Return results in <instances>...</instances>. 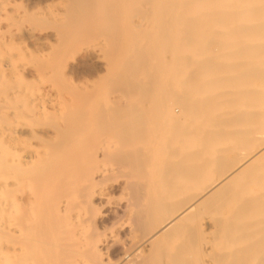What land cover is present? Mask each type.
<instances>
[{
    "label": "bare ground",
    "instance_id": "bare-ground-1",
    "mask_svg": "<svg viewBox=\"0 0 264 264\" xmlns=\"http://www.w3.org/2000/svg\"><path fill=\"white\" fill-rule=\"evenodd\" d=\"M0 264H264V0H0Z\"/></svg>",
    "mask_w": 264,
    "mask_h": 264
},
{
    "label": "rangeland",
    "instance_id": "rangeland-1",
    "mask_svg": "<svg viewBox=\"0 0 264 264\" xmlns=\"http://www.w3.org/2000/svg\"><path fill=\"white\" fill-rule=\"evenodd\" d=\"M175 106V107H174ZM177 106V107H176ZM171 108H172V111H173V113L175 114V115H178V116H176L177 117V120H189V119H187L186 117H184V115H181V114H183V110H182V108L179 106V105H177V104H172L171 105ZM174 108V109H173ZM177 111H176V110ZM179 112V113H178Z\"/></svg>",
    "mask_w": 264,
    "mask_h": 264
}]
</instances>
